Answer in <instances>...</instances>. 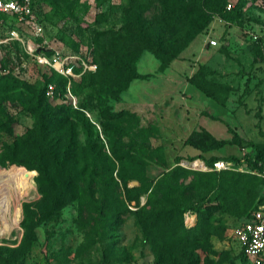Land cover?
I'll use <instances>...</instances> for the list:
<instances>
[{
	"label": "rangeland",
	"instance_id": "rangeland-1",
	"mask_svg": "<svg viewBox=\"0 0 264 264\" xmlns=\"http://www.w3.org/2000/svg\"><path fill=\"white\" fill-rule=\"evenodd\" d=\"M166 1L163 9L160 0H51L45 10L58 30L59 41L50 42L58 52L56 63L52 51L43 54L46 64L38 63L41 51L35 42L30 44L33 55L25 54L20 45L0 46V108L8 117L0 115V159L11 148L20 159L32 153L36 147L31 133L35 123L32 108L44 104L64 120L59 130L74 124L79 148L85 140L81 130L85 120L74 111L83 112L103 144L99 122L106 120L115 128L122 125L126 130L123 139L112 129L109 132L127 144L134 158L122 160L120 176L127 179L125 187L118 183L114 191L113 185H101L102 191L95 193L102 206L95 229L96 212L81 210L78 201L66 199L50 207L35 185L36 172L25 167L9 169L14 165L5 159L9 166L0 165L1 172L25 169L32 185L18 193L16 225L0 229V247L11 252V258L0 264H183L184 254L197 257L198 264H245L230 232L256 207L264 186L258 180L247 185L241 198L227 197L229 189L220 184L235 172L214 173L204 163L192 164L196 158L189 161V155L181 154L172 121L182 117L171 108V101L183 98V85L200 72L197 82L224 99L218 112L207 111L221 117L219 137L230 139L232 130L240 143L224 145L218 156L252 153V147H242L248 142L264 147V0ZM224 2L234 8L242 2L229 20L220 8ZM182 7L187 8L184 13ZM140 31L165 34L166 42L179 48L176 57L164 64L165 55L138 42ZM210 39L216 45L201 55V44ZM108 55L126 69L104 66L102 60ZM133 73L142 77L134 78ZM58 76L65 80L62 99L37 93L47 84L54 88ZM114 112L123 113L121 120L109 119ZM207 113L199 107L192 116L183 114V119L201 131L205 129L199 125ZM25 134L27 140L16 141ZM113 137L110 141L119 148L120 141ZM176 157L181 159L175 162ZM113 165L112 177L117 163ZM174 166L178 169L166 176ZM240 169V174L248 170L244 165ZM141 181L156 183V196L169 194L165 196L168 203L156 207L155 213L151 207L155 195L146 202L145 194L126 191L137 188ZM103 194L108 201L101 198ZM213 196L224 202L223 207L215 205V199L209 203L216 206L210 218L213 234L204 238L186 233L180 207L198 197ZM134 210L140 215L133 214Z\"/></svg>",
	"mask_w": 264,
	"mask_h": 264
},
{
	"label": "trees",
	"instance_id": "trees-1",
	"mask_svg": "<svg viewBox=\"0 0 264 264\" xmlns=\"http://www.w3.org/2000/svg\"><path fill=\"white\" fill-rule=\"evenodd\" d=\"M160 1L162 3L161 6L163 7V9H166L167 1ZM32 3L34 6V11L41 22H44L52 29V34L49 36L50 39H53L55 42L59 41L58 30L56 29L53 21L50 19L51 16L49 12L45 10V7L49 5V3H51V0H32ZM240 3L242 4V2ZM240 3L237 4V7L234 8L232 6L231 9L228 10L225 9V5L227 3L225 4L224 2L221 4L220 8L225 9L224 11L227 12V15L224 16L226 20H229L232 14L238 13V5L240 6ZM186 9L187 8H181L183 13L186 11ZM132 32V29H130L129 33L131 35ZM139 33L140 36L138 42L143 48L149 49L155 53L162 54L167 57L166 60H163L164 64H166L170 59L176 57L177 50L179 48L177 49L172 47V44L169 45L166 42L165 34L162 35L159 31L153 34H147L141 31ZM0 38H2V35H0ZM35 40L38 41L40 39L35 38ZM2 44L5 43H1L0 46ZM6 44L20 45V43L16 40H10L6 42ZM50 52V50H46L43 53L48 55ZM106 57L107 58H104V60H102L104 66L111 65V67L118 70L123 68L126 69V67L119 60H116V57L110 55ZM195 73L188 79V82L201 93H203L206 97H209L217 104L223 106L224 99H219L214 93L207 90L201 83H198L196 79L198 75L200 76V72H198L197 75ZM132 77L140 78L142 77V75L133 73ZM5 82L6 81L4 80L3 83ZM64 84L65 80L61 77L55 80V86L53 88L54 97L62 99L65 96ZM45 89L46 86H44V88H42L41 90H38L37 93L43 96V93L45 95ZM1 90L4 91L3 85L1 87ZM72 91L73 93H75L74 88L72 89ZM88 99L90 100L91 97L89 96ZM32 111L35 112V123L33 126V131H31V133L32 139H34L33 143H35L34 145L36 147L34 148V150H32V153L26 156V158L24 159H20L16 156L15 148H11L9 152H6L7 150H4L0 159V165L3 167L9 166L5 164V161H8L9 163H13L11 165H14L10 166L9 169H20L22 167H25L28 170H34L36 172V175L34 177L35 185L39 192L42 194L43 198L48 199L50 207H55L60 203H63L64 199L68 201H78L81 205V210L87 209L93 213L96 212V215H98V218H96V222L93 223V229H95L99 226L97 220L99 219V214L102 211V206L96 199L95 193L102 191L100 188L101 185L109 188L111 187V185H113L111 189H113L114 191H117L118 183L121 186H126L127 179L120 176V170H123L122 160H134V158L133 156H131L132 152L130 153L127 144L124 141L118 140L117 138L113 137L109 132L110 129H112L116 133V136L122 137L123 139L126 136V130H124L123 126L120 124L118 126L119 128H115L113 125L108 124L106 120L100 121L98 126L100 134L105 140V143L103 144L101 139L99 138L97 128H95L94 125L86 118V116L82 114L83 112L79 110L74 111L79 114V117H81L83 122L85 120V123L81 126L82 135L85 137V140L83 144H81V148H79L76 141V133L74 132V124L71 123L70 126L67 125L63 130H59L58 127H60L61 123H63L64 120L57 118L55 116L56 110L48 109L47 104H44L41 108H32ZM0 115L2 117H5L6 120L8 119L7 115L1 108ZM122 116V112H114L112 115H110L109 119L117 120ZM230 132L232 134V137L226 140L215 139L205 130L193 131L183 140V143L197 149L201 153L219 149L227 144H234L239 146L240 143L234 131L230 130ZM91 136L93 138L90 141ZM111 137L120 141V145L118 146L119 148L114 147V143L110 141ZM27 139L28 134H25L20 136L16 141ZM129 141L130 139H128L126 142ZM12 142L14 141L12 140ZM97 145H99L98 150L100 151L94 149ZM103 147H105L106 151ZM242 147L245 149L247 147H252V153L248 150L245 151L244 155L242 156V163L239 162V157H235L233 155L225 157L210 155L207 158H204L201 155H197L195 157L188 158V160L190 161L195 158H199L207 166H211L212 162L218 159L231 160L235 162L236 165H244L250 170H260L262 167H264V147H260L249 142ZM99 152H101V154ZM180 159V157H176L175 162H178ZM114 162L117 163V167L116 174L114 177H112L111 171L114 169ZM176 169H178V166H174L173 168L168 170L166 172V176H170V174H172ZM34 171H31L32 175L34 174ZM224 171L235 172L231 173L228 180H225L220 184L221 186L229 189L227 190V192H225V194H227V197L231 196L241 198L243 196V193L246 191L247 185H255L258 180H260V183L264 186V180L261 177L246 171L242 172L246 174H240L241 171L238 170H220L212 172L220 173ZM105 176L107 178L106 181L104 180ZM242 176H246L248 177V179L242 180ZM151 183V181L145 183H142L141 181L137 188H127L126 191L135 189L138 192L137 194H145L146 202L148 199L150 200V197L155 195V203L151 205L153 209L152 211L155 213L157 212L155 210L156 207H160V205L168 203L167 197L165 196L169 194H159L158 196H156V183L153 185ZM101 198L103 200L106 199L104 194L103 196H101ZM213 199L216 200L217 204L215 205L220 207L224 206V202L221 198H219L218 196H213L208 199H205L204 197H198L192 201L187 202L186 204H183L180 207L179 212L181 214V225L186 229V233L190 232L194 234V237L201 235L204 238L213 234L210 228V218L216 206L214 207L213 204H209L212 203ZM106 201L108 200L106 199ZM142 209L143 208H141V210ZM139 211L134 210L132 213L140 215ZM187 211L195 215V222L192 226L189 227H186L183 224V213ZM249 213L250 212L242 216L241 219H239L235 224L247 218ZM239 254L242 256L246 264V259L242 253V250H239ZM10 258V250L0 247V261L2 259L8 260ZM182 259L183 264H198V259L195 256L192 257L190 255L184 254L182 255ZM169 264L180 263L171 261Z\"/></svg>",
	"mask_w": 264,
	"mask_h": 264
},
{
	"label": "built area",
	"instance_id": "built-area-1",
	"mask_svg": "<svg viewBox=\"0 0 264 264\" xmlns=\"http://www.w3.org/2000/svg\"><path fill=\"white\" fill-rule=\"evenodd\" d=\"M230 8L231 4L227 3L225 9L228 10ZM51 31L50 26L41 22L36 15L32 0H0V35H2L0 44L16 40L22 46L25 54L33 55V48L28 46L27 38L29 37L41 51L40 55L42 57H37L38 63H47L43 55V52L46 50L52 51L53 61L57 62L58 52L50 46V42L55 43L49 37L52 34ZM35 38H39L40 40L36 41ZM208 44L215 46L216 42L210 39L208 40ZM45 95L49 98L54 97L52 85L47 84ZM239 162H243L242 156L239 157ZM240 166L241 164L236 165L231 160L218 159L212 162L211 166H208V169L211 171H240ZM247 172L255 174L264 180V167L260 170L248 169ZM192 214L188 211L183 213V224L186 227L193 225L191 222ZM230 233L238 244L239 249L242 250L246 264H264V193L248 217L235 224Z\"/></svg>",
	"mask_w": 264,
	"mask_h": 264
},
{
	"label": "crops",
	"instance_id": "crops-1",
	"mask_svg": "<svg viewBox=\"0 0 264 264\" xmlns=\"http://www.w3.org/2000/svg\"><path fill=\"white\" fill-rule=\"evenodd\" d=\"M27 41H28V46H30V44L33 43L32 39L29 37L27 38ZM212 47L214 46H210L207 42H203L200 48L201 55H204L206 52L210 51ZM183 88L186 91L185 96L183 98L181 97L175 98L171 101V108L173 110H176L175 113L177 114V116L180 115V117H182V120L180 119L177 121H172V127L175 129L174 133L179 135L178 140L180 142V145L178 148L181 154L189 155L190 157L201 155L204 158H207L210 155L218 156L219 153H217V151L221 149L222 147L216 150L208 151L206 153H201L197 149L189 145H185L183 143V140L187 137V135L191 133L192 131H195V129H197V127H195V125H193L192 122H190V120L188 122L185 119H183V114L189 113L190 115L191 114L193 115L195 110L199 107H202V109H204L206 113L207 111H211V112L217 111L218 112L220 109L223 108V106L217 104L215 101H213L209 97H206L203 93L197 90L190 83L184 84ZM205 116L206 118H204L203 123L199 125V127L204 128L215 139H223L219 137V134L221 133V127H220L221 117L213 116V113L211 114L210 112L207 113V115ZM172 120H174V118ZM181 154H178V155H181ZM196 159H197L196 161H198L199 163L201 164L203 163L201 159L199 158H196ZM194 220H195V217L192 214V221H191L192 224H194Z\"/></svg>",
	"mask_w": 264,
	"mask_h": 264
},
{
	"label": "bare ground",
	"instance_id": "bare-ground-1",
	"mask_svg": "<svg viewBox=\"0 0 264 264\" xmlns=\"http://www.w3.org/2000/svg\"><path fill=\"white\" fill-rule=\"evenodd\" d=\"M197 163L199 162L194 161L192 164ZM31 185V176L25 170H14L9 173L0 171V229L9 230L16 225L15 204L19 197L18 193Z\"/></svg>",
	"mask_w": 264,
	"mask_h": 264
}]
</instances>
